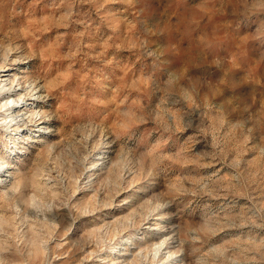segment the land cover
<instances>
[{"label":"rangeland","instance_id":"rangeland-1","mask_svg":"<svg viewBox=\"0 0 264 264\" xmlns=\"http://www.w3.org/2000/svg\"><path fill=\"white\" fill-rule=\"evenodd\" d=\"M6 66L0 264H264V0H0Z\"/></svg>","mask_w":264,"mask_h":264},{"label":"bare ground","instance_id":"bare-ground-1","mask_svg":"<svg viewBox=\"0 0 264 264\" xmlns=\"http://www.w3.org/2000/svg\"><path fill=\"white\" fill-rule=\"evenodd\" d=\"M12 65L17 66L19 64L17 62H14L12 63ZM20 74H21V71H19V68L9 67V66L0 67V109H2L1 111H2V116H3L2 118L3 123L5 124V126L10 125V127L12 125L13 126L16 125V129L19 128L18 125L20 123L24 124L28 120H32V118L35 117L34 114L37 113L35 109L37 103L34 100L35 98L42 97L43 92H44L43 87H41L37 82L28 83V80L23 79V77L20 76ZM39 124L41 125L43 124V122H40ZM2 168L3 166L0 165V170ZM160 229H161V226H160ZM165 240H163L160 244H157L159 245L158 248L156 247L157 248L156 251L159 254L157 257L159 259V257H163V255H166L164 260H166L167 263H170V262L172 263L173 261H176L175 259L177 258L173 256L174 253H172L173 251H171L172 246L170 245H172L171 244L172 242L168 241V243L166 244ZM163 245L165 246L163 247ZM161 247H163L164 249H167L168 251L166 253L163 252L165 254H160L159 251H161L160 250L162 249ZM128 251L129 249L125 248L124 251L120 255H118L123 259L124 262L128 261L129 259L127 257ZM157 257H153L152 259L155 258L156 260ZM128 264H130V262Z\"/></svg>","mask_w":264,"mask_h":264}]
</instances>
